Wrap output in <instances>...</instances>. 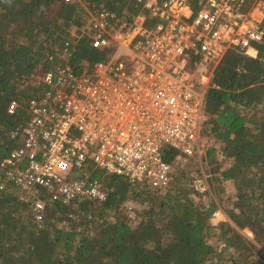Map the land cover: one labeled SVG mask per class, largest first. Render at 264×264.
<instances>
[{"label": "trees", "instance_id": "1", "mask_svg": "<svg viewBox=\"0 0 264 264\" xmlns=\"http://www.w3.org/2000/svg\"><path fill=\"white\" fill-rule=\"evenodd\" d=\"M187 1L196 11L204 0ZM101 6L126 21L143 11L147 26L157 22L137 0H0V159L18 146L10 132L40 89L28 80L37 67L64 62L65 40L76 74L109 57L111 47L93 46L89 35L69 37ZM251 45L255 55L229 47L204 89L201 159L163 145L162 157L174 163L166 188L95 168L106 198L51 202L40 226L15 186L0 190V264H264V38ZM202 173L219 203L195 189ZM218 208L225 218L214 223Z\"/></svg>", "mask_w": 264, "mask_h": 264}, {"label": "built area", "instance_id": "2", "mask_svg": "<svg viewBox=\"0 0 264 264\" xmlns=\"http://www.w3.org/2000/svg\"><path fill=\"white\" fill-rule=\"evenodd\" d=\"M137 1L154 25L143 11L126 21L101 6L88 11L84 29L71 28L72 39L87 34L93 46L112 49L91 72L76 74L67 63L68 38L58 55L64 62L37 67L28 80L40 89L10 132L19 144L0 159V190L15 186L38 226L51 202L106 198L95 167L166 188L174 163L162 157L163 145L196 152L214 67L229 47L255 55L251 43L264 38V15L246 9L247 0H204L196 11L187 0ZM16 105L10 101L8 112ZM193 184L209 190L205 173ZM224 218L213 212L214 223Z\"/></svg>", "mask_w": 264, "mask_h": 264}, {"label": "rangeland", "instance_id": "3", "mask_svg": "<svg viewBox=\"0 0 264 264\" xmlns=\"http://www.w3.org/2000/svg\"><path fill=\"white\" fill-rule=\"evenodd\" d=\"M246 9H249V10H252L253 12H254V14L255 15H259V16H261V14H263L264 15V0H247V3H246ZM87 16H89V13H88V15ZM82 29H84V26H82V27H80V30H82ZM252 52H249V54H251ZM34 79V78H33ZM33 79H32V81H33ZM201 87V86H200ZM204 119H205V117H204ZM200 135V134H199ZM198 139H199V137H198ZM195 154H197L198 155V157H199V159H201V157H200V154H201V152H200V149L197 147V150H196V152H194ZM193 153V154H194ZM94 166V164L92 163L91 164V168ZM96 168V167H95ZM103 170V169H102ZM212 174H214V175H216L215 173H213L212 172ZM206 175H208L207 173H206ZM217 176V175H216ZM225 188H226V190H227V193H230L231 191H233L232 189V185H231V183L230 182H225ZM207 192V193H206ZM204 199H206V200H208V198H213L214 199V201H217L218 203L220 202V200L218 199V196H216V193H210V190H208V191H205L204 192V194H203V196H202ZM126 208L129 210V211H131V213H132V207H133V203L131 202V201H127L126 202ZM126 220H128L129 222L130 221H132V223H134L133 222V220H129V219H127L126 218ZM215 220V219H214ZM212 221H213V219H212ZM214 222V221H213ZM243 232L246 234V235H248L249 237H252V234H251V232L249 231V230H247V229H245V230H243Z\"/></svg>", "mask_w": 264, "mask_h": 264}]
</instances>
